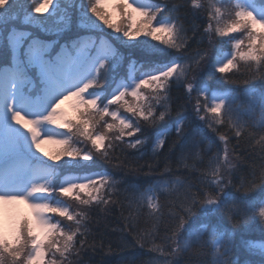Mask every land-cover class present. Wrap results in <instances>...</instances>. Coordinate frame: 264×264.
<instances>
[{"label":"trees","instance_id":"trees-1","mask_svg":"<svg viewBox=\"0 0 264 264\" xmlns=\"http://www.w3.org/2000/svg\"><path fill=\"white\" fill-rule=\"evenodd\" d=\"M156 1L158 9L148 14L168 18L174 44L162 43L169 37L160 33L154 45L138 44V53L127 50L131 55L117 54L112 60L116 65L114 75L132 63L130 66L146 75L159 76L172 65L177 71L163 89L149 85L141 89L144 93L140 97L127 96L111 105L110 112H93L95 122L103 124L116 118L124 125L118 133L102 128L106 139L99 150L89 147L75 129L69 147L78 154L72 157L74 165L99 173L100 178L79 199L58 194L57 199L63 202L61 209L71 219L53 213L50 223L60 226L65 236L74 237V242L55 244V238L60 237L57 235L48 244L44 238L48 264H264V220L260 217L264 183L243 191L255 176L264 174L260 158L264 150V60L238 57L224 73L207 64L199 72L200 61L208 53L206 37H213L216 44L224 43L225 36L217 34L216 23L223 0H199L202 9L193 8L192 0ZM38 2L26 0L22 5L23 0H0V6L12 12L26 8L31 17L59 21L65 36L90 29L86 24L89 8L80 0H47L48 9L36 13L33 8ZM110 13L113 21L122 19L116 9ZM123 18L122 22L137 25V15L129 21L125 20L127 16ZM5 23L26 28L21 19H6ZM26 23L35 32H49L41 23ZM111 35L115 33L111 31ZM122 38L120 35V41L127 44ZM172 60L176 62L170 63ZM194 80L198 87L189 93L188 85ZM202 82L227 91L219 118L209 111L212 106L200 89ZM138 103H145L143 112L141 105L136 114L129 111L128 106ZM179 116H184L182 125L171 127ZM165 129L168 135L160 145L156 135ZM80 144L86 153L77 146ZM222 152L230 154V160L239 157L241 162L232 168L224 165L220 161ZM82 155L89 159H81ZM189 185L201 197L205 193L216 197L221 206L214 212H204L205 203L194 205L192 215L175 237L172 229L184 215L182 201Z\"/></svg>","mask_w":264,"mask_h":264},{"label":"rangeland","instance_id":"rangeland-1","mask_svg":"<svg viewBox=\"0 0 264 264\" xmlns=\"http://www.w3.org/2000/svg\"><path fill=\"white\" fill-rule=\"evenodd\" d=\"M80 1L81 3L86 4L88 8H90L94 3V0H80ZM121 1L122 0H107V3L105 5L106 10L110 13V11L114 10L115 4ZM247 1L248 0H237L236 4L239 7L238 10H245L251 12L257 20L264 21V11H260L254 8V6H251L249 4V3H253L251 2V0H249L248 4ZM128 3L133 8L141 9L144 11L152 7L151 2L146 0H128ZM193 4L199 5V7L196 8H200L199 0H193ZM220 7H221L220 8L221 10H219L220 18H219V14H217L216 23L219 29L223 30L225 25L230 23V21L235 18V14H233L227 1L225 2V0H223L222 4H220ZM25 11L19 9L14 14H10L12 12L10 8H3L0 6V18H6V19L21 18V20L23 21L29 20L34 24L41 23L48 29L49 32L56 30V32L54 33H62L60 29H63L64 25L61 22L55 20L45 21V20H41L40 18H36L33 15L31 17L30 15H27L30 14L31 12H28L27 10ZM134 15L135 16L137 15L138 21L136 24L139 25L143 20V17L139 16L136 13H132V16ZM111 19L113 23L117 24L120 27L119 31H114L112 28L107 27L93 13H91L90 10H88V14L86 17V24L90 27V30H103L106 33L109 32L110 34L111 31L114 32L115 36L113 37V39L116 40L118 45L124 51L132 50L135 51L134 53L136 52L138 53L140 51L139 46H137L138 44L150 46V45H154L157 42L156 39H153L149 35L141 34L134 38H129L126 35V32L129 30L128 23L126 24L125 22H122L124 18H122L121 20L117 19L116 21H113L112 17ZM151 19L152 21L155 19L153 23L154 26H160V25L167 26L168 24L167 21L165 20V17H162L161 15H159L157 18L156 16H154ZM201 19L203 20L204 18ZM125 20L129 21L128 18H126ZM133 27L135 28L136 25ZM256 29H259V27H256ZM120 35H123L122 39L123 41H126L127 44L126 43L123 44L120 41ZM247 36H248V30L241 28L237 32L230 33L228 36H225V40L223 44H216L214 38L210 37V35L209 37H206V41L208 43V53L207 56L205 58H202L200 61L202 63L200 64L199 72L204 71L206 64L219 68L227 61L231 60V56L234 55V52L236 51L234 48V44L236 43L237 40L244 41V45H242L240 51H245L246 47L244 46L248 42ZM18 41H19V36L14 35L12 37V43L15 52H17L19 48ZM92 47H93V43L89 41H83V43L80 46H78V48H76L73 58L66 57L64 70L60 71L59 73L61 77L66 78L64 84L66 85L65 87H61L57 84H54L52 79L50 80L47 79L50 88L49 89L46 88L44 91L43 95L44 97H46L45 102L44 100H41L39 98L33 99L25 95L24 84H23L25 78L20 74L22 72V67H21L22 63L20 59L17 61L16 60L17 57H14V62H15L14 67L11 70H6L4 72V74L1 77L2 83H0V87H1L0 106L3 107V110L0 111V155L6 152L8 154L9 151L11 150L15 151L16 149H25L31 155L40 154L45 158H47L54 156L61 151V146L57 145L56 143H46V144H42L41 151L38 152L33 146L30 133L28 131L26 132L21 125L23 123V120L30 119L37 121V128L39 129L40 137L42 140H51V141H57L60 139L63 140L65 133L62 132L60 129H58L59 128L58 125H62L64 120H69V118L67 117V115L69 114H72L73 117L77 118L79 121L77 106L79 105L80 98L81 96H83L85 101L87 100L93 101L95 94L93 93L92 90L94 89V87L93 85L89 87V85L91 84L94 78L96 72V66L97 65L103 66L105 63V59L108 58L111 52V46L106 42H101V45L96 48L95 54H91ZM86 49L87 51H85ZM43 53H44L43 50H41L39 47H31L27 59L30 62L38 64L40 60L45 61V55ZM128 53L131 55L130 52ZM238 54L240 53L237 52V55ZM79 65H86V66L80 73H77V70L79 69ZM143 76L144 74L139 78L131 77L130 84L128 83L126 84V82L122 84L120 83V85L113 90L112 94L110 95V98L112 99L122 98V94L126 90L128 92H133L137 90V86L140 85ZM194 81H192L191 84L188 85L187 90L189 93H192L195 90L194 85H196L195 83L196 81L195 82ZM221 97H222L221 94H217L216 97L213 99V103L219 104L218 102L220 101ZM57 104H60L59 108H57ZM140 105H141L140 107L141 112H143L146 107L143 108L142 106L143 105L146 106L145 103L130 105L128 106L129 111L132 112L134 110V113L136 114L137 106ZM82 110L83 109H80V111ZM19 113L23 118L21 125H18L12 119L13 115ZM80 115L82 119L87 120L91 123L90 134L92 135H102V128L107 129L109 125H112V128L114 129L113 133H118L119 128H121L122 125V123L118 124L116 118L112 119L109 122H105L103 124L95 122L96 115L91 111L81 112ZM112 116L116 117L117 114L114 113L112 114ZM49 117L63 118V120H57L56 123L51 124L47 121ZM77 135L78 136L80 135V138L88 142L89 147H93L91 141H89L87 137L82 134L80 125L77 126ZM15 139H18L19 141L17 144L15 142ZM93 149H95L96 151L99 150L96 148ZM86 151L87 150L85 149L84 152L86 153ZM18 155L21 154H17L15 156ZM22 155L24 158L18 157L17 159H14V162L9 164L7 167L5 166L6 168H4L2 174H0V195H5V196L16 195V196H24L27 198V201L23 203L21 202L20 198L11 201L0 200V234L8 237L4 239L10 243H13V246H16L14 240H15V235L18 233L20 223L27 220L34 226L35 221H34L33 212L31 208L28 206L30 203L48 204L51 207L60 208V209L63 203L60 200L52 199L50 194L31 193V188L34 185H43L47 188L48 186L47 184L49 183L48 169L47 167L43 166L40 163H33L29 159H26L25 157L30 158L29 155L25 153H22ZM62 159H64L63 161L66 162L65 163L66 165L67 163L74 164V160L72 157L61 156L59 161L62 162ZM225 162H226V166H229L228 158H225ZM86 180H87L86 176L81 180L75 177H66L63 181V184H61V186L65 188L70 185H73L74 183H77V185L80 184L84 185V183H86L85 182ZM78 192L80 196V194L84 191L78 190ZM84 202L81 203L83 204ZM210 205L211 204L205 203L204 212H209ZM43 215L46 216L45 218L48 221L50 220L47 212L43 213ZM34 231L35 234H37L41 240H45L44 239L45 234L43 232H41L39 229H35V227H34ZM31 240H33V238L26 235L24 237L23 243L20 245L18 249H16V251H19L21 253V260L19 262L14 261L13 257L7 254H2L0 264H25L26 259L30 256L32 252V248L30 246ZM66 240H67V234L66 236L65 235L60 236L58 239L55 238V244H58L61 241L64 242Z\"/></svg>","mask_w":264,"mask_h":264},{"label":"snow or ice","instance_id":"snow-or-ice-1","mask_svg":"<svg viewBox=\"0 0 264 264\" xmlns=\"http://www.w3.org/2000/svg\"><path fill=\"white\" fill-rule=\"evenodd\" d=\"M107 3V0H94V3L89 8L90 12L93 13L99 20H101L107 27L112 28L114 31H119L120 27L112 22L111 19V13H109L105 5ZM193 8L199 7V5L193 4ZM49 5L47 3V0H39L37 5L33 8V10L36 13H41L42 11H46L48 9ZM116 11L119 12L120 17L127 16L129 20L132 19L131 13H129V9H131L132 13H136L139 16L143 17V20L139 25H136V27H133L132 23H128L129 30L126 32V35L129 38H134L138 35H150L153 39H159V36L157 34L159 33H166L169 37V39H165L162 41V43L167 44L169 46H172L174 44V30L172 27L160 25V26H154L152 23V19L149 17L148 12L133 8L129 3L128 0H122L120 3L115 4ZM219 10H217V13ZM256 27H259L261 29H264V21L257 20L251 12L244 11V10H238L235 12V18L230 21V23L226 24L223 30L218 29L217 34L221 36H228L230 33H235L241 28L248 30V51L243 52L240 51L241 47L244 43L243 40H237L234 44L235 52L233 55V59L227 61L225 64L220 66L217 71L219 73H224L227 69L233 66L235 63V58L237 55V52H239V59L241 60H252V61H261L264 60V33H256L254 29ZM61 71V68L57 64H49L48 61L40 60L37 64V75L40 78H46L48 80L55 78L58 73ZM177 68L173 67L169 69L168 71L162 73L159 76H153L150 77L149 80H145L144 83L137 86V90L129 93L131 97L135 98L139 95V89L145 88L149 85H154L156 88L163 89L166 85V82L168 79L173 77V75L176 73ZM0 83H2V80H0ZM123 95V94H122ZM61 102V101H60ZM122 102L120 98L114 99L112 103H119ZM60 104H57V108H59ZM224 105L223 102L220 104H215L209 111L214 114L217 118L221 116L222 109ZM96 108V102L92 100H84V97L81 96L79 105L77 106L78 110V116L79 121L78 123L73 124L72 121L64 120L63 123L65 126L68 127L69 131L73 129L74 125H80L81 126V132L84 136L87 137L89 141H91L92 146L96 149H99L103 146V143L106 139L104 135H92L90 134L91 129V123L87 120H84L81 118V112L84 111H94ZM80 109H83L80 111ZM105 116L107 113H103ZM163 113L160 114V117L163 118ZM147 117H145L146 119ZM13 121L17 123L18 125H21V122L23 118L21 117V114H15L12 117ZM57 120H63V118H53L49 117L48 122L49 123H56ZM23 128H25L31 135L32 143L34 148L40 152L42 144L46 143H56L57 145L61 146V151L58 152L56 155L51 156L50 159L52 160H59L61 156H68V157H74L78 154L71 150L68 146L67 140H57V141H51V140H42L40 137L39 129L37 128V121L34 120H23V123L21 125ZM121 127H124L122 124ZM106 131L111 132L112 131V125H109L106 129ZM224 137H221V140H223ZM81 159H89L87 155L80 156ZM261 161H262V168H264V150H262L260 155ZM239 157H235L233 160H229V167H235L237 163H240ZM228 180V177L226 178V181ZM100 183V182H97ZM260 183H264V174H260L259 176H255L254 180L249 182V186L243 188L244 192L251 191L255 186H258ZM88 185H70L68 187L62 188L60 190L61 195H73L76 199H79V191H86L88 190ZM98 190V189H97ZM48 189L43 185H34L31 188V193H46ZM186 199L182 201V204L184 205L182 207V212L184 215L180 216L178 225L172 229V232L175 234V237L180 233L179 229L182 228L183 224L185 223L187 217L192 215V208L196 204H214L216 202V197L209 196L205 193L203 197H201L196 191H192L191 185H189V190L186 192ZM17 198H20L21 202L27 201V198L24 196H16V195H0V200L5 201H11L15 200ZM34 216V226L29 221H23L19 225L18 233L15 235L14 243L16 246H13V243H10L6 241L2 234H0V255L7 254L11 257H13L14 261L19 262L21 260V253L19 251H16L20 247V245L23 243L24 237L27 235L29 237H34L35 239L31 240V248L32 252L30 256L26 259L25 264H38V262L43 261V264H48V260L45 259V251H44V240H41L37 234L34 233V227L35 229H39L41 232L45 234V239L49 242L53 239V237L59 235L63 236L64 233L61 230L60 226L51 224L43 215V213L51 212V213H59L61 216L71 219L68 212L65 210H62L60 208L51 207L48 204H42V203H30L28 205ZM260 217L262 220H264V210H261ZM67 241L70 244H73L74 237L69 236L67 237ZM176 240L174 241V243ZM177 252V248H174L173 254Z\"/></svg>","mask_w":264,"mask_h":264}]
</instances>
